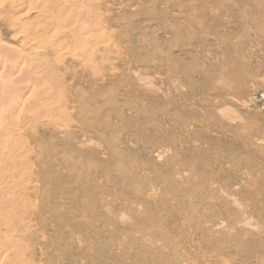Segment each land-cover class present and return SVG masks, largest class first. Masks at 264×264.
<instances>
[{
  "label": "rangeland",
  "instance_id": "obj_1",
  "mask_svg": "<svg viewBox=\"0 0 264 264\" xmlns=\"http://www.w3.org/2000/svg\"><path fill=\"white\" fill-rule=\"evenodd\" d=\"M32 3L0 15L40 73L0 178L25 264H264V0Z\"/></svg>",
  "mask_w": 264,
  "mask_h": 264
},
{
  "label": "bare ground",
  "instance_id": "obj_2",
  "mask_svg": "<svg viewBox=\"0 0 264 264\" xmlns=\"http://www.w3.org/2000/svg\"><path fill=\"white\" fill-rule=\"evenodd\" d=\"M33 3H32V0H0V15H2L1 14L2 10L4 11L5 9H7V13L8 12L11 13V16L9 15V17H11V21L12 20L14 21V19L16 18L18 19L21 15H25L26 13H28L29 12L28 9H31V6ZM2 17L4 18L3 15ZM81 17L79 19H76V21L74 20L71 21L73 22L71 24H74L75 26L73 27V29H71L68 32V34L72 35L75 39L78 40L81 46H85L86 42L89 39H94V37L100 38V40L105 39L104 33H97L93 35L91 33L86 32V30L78 31L76 26L78 24L81 25L84 19L83 17L82 18ZM69 24L70 23H68V25ZM84 24H82V26ZM58 25H61V24H58ZM87 25L88 27H90L89 24ZM15 27L13 28L14 29L13 31L16 32L15 37L22 36L24 38H27L28 40L31 39V38H28L29 31H30L29 29H27L24 26V27H20V29L17 30V28ZM60 27H62V25ZM39 28L37 27L36 29L37 32H40ZM57 30H61V29H58V28L56 29V32L58 33ZM31 40L33 42H36V44L38 43L37 45L41 43V41H39V39H36V38L31 39ZM42 43H41V47L34 48L35 52L38 51L40 48H43ZM26 46L27 45L22 44L18 47L16 46L14 47L5 42H0V88H1L0 89V175H1L0 178H2L3 182L7 181V180L4 181V179L7 177L8 174L5 172L7 175L4 176L3 175L4 171L2 172V170L7 169L9 171V176H10L11 171H19V172L23 171L22 169H24L28 161L27 144L23 139H21V137H19L22 133L19 132L20 133L19 136L16 134L18 131H20L21 126L23 125V122H24V119H23L24 117H22L23 115L21 114V112H25L26 109L29 107V105L27 107V104H29V98H24V96L26 93L29 92L28 90L32 87L31 85L35 84V80H37V78L39 77L38 75L40 73L39 72H38L39 74L36 72L29 73L28 71L25 70L27 67H29L30 64H31L30 66H32L33 62H35L34 58L30 62L29 56L27 55L28 54L27 49H29V47L27 46L28 47L27 48ZM42 50L43 49H41V52ZM36 53L38 54V52ZM73 54L76 55L77 53L73 52ZM82 54L89 56L85 51H83ZM234 59H236V57H234ZM237 60L239 61L238 58ZM227 63L229 64V62ZM85 65L86 64H82V66H85ZM42 74L40 75V77L42 76ZM234 76L235 75L233 74L231 77H234ZM250 101L253 104H258V105L260 104L261 107L264 106V93L263 95L260 94L258 95V97L250 99ZM26 117L27 116H25V118ZM15 136L16 138L18 136V138L16 139ZM5 167L6 169H4ZM0 188H6V187L0 185ZM3 190H6V189H3ZM5 192L6 191H4V193ZM4 195L2 194V196ZM25 199L26 198H24V200ZM1 204H0V207H2ZM2 209L0 208V264H25L26 263L25 257L28 252V247H27L28 245L27 244H26L27 246L24 245V243H22L21 241L19 243H16L18 239L15 238L16 235L13 233L14 229H9L6 225V221L9 223H14V224H15V221L10 218L7 219L8 216H6L7 218L4 217L3 219L2 217H3L4 210Z\"/></svg>",
  "mask_w": 264,
  "mask_h": 264
}]
</instances>
